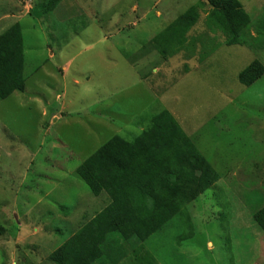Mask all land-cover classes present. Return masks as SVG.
I'll list each match as a JSON object with an SVG mask.
<instances>
[{
    "label": "rangeland",
    "instance_id": "rangeland-1",
    "mask_svg": "<svg viewBox=\"0 0 264 264\" xmlns=\"http://www.w3.org/2000/svg\"><path fill=\"white\" fill-rule=\"evenodd\" d=\"M239 1L249 46H229L205 0H0V36L19 24L26 55L25 92L0 100V264H51L109 204L78 169L163 111L220 181L188 206L193 232L179 215L120 264H264V76L239 82L264 66V0ZM199 4L189 46L164 57L153 40Z\"/></svg>",
    "mask_w": 264,
    "mask_h": 264
},
{
    "label": "trees",
    "instance_id": "trees-1",
    "mask_svg": "<svg viewBox=\"0 0 264 264\" xmlns=\"http://www.w3.org/2000/svg\"><path fill=\"white\" fill-rule=\"evenodd\" d=\"M62 1L48 0L47 7L53 11ZM205 1L212 9L208 24L212 21L219 27L229 46H249L241 40L251 26L242 3ZM203 5L191 7L153 40L164 57L189 46L188 35ZM256 31L255 41L263 43V27ZM25 63L24 36L16 24L0 36V100L25 92ZM263 76L264 66L256 61L240 74L239 82L251 87ZM150 122L133 140L112 138L78 169V177L92 194L97 198L106 194L109 204L50 256L51 264H120L128 248L144 244L179 215L193 232L187 208L215 186L220 175L169 111ZM254 221L264 233V208Z\"/></svg>",
    "mask_w": 264,
    "mask_h": 264
}]
</instances>
